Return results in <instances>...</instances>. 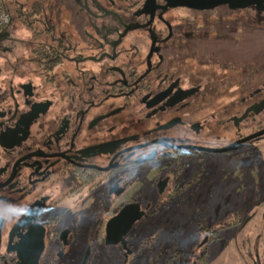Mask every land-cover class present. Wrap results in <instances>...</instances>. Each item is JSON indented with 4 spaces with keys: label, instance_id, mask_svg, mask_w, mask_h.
Segmentation results:
<instances>
[{
    "label": "flooded vegetation",
    "instance_id": "1",
    "mask_svg": "<svg viewBox=\"0 0 264 264\" xmlns=\"http://www.w3.org/2000/svg\"><path fill=\"white\" fill-rule=\"evenodd\" d=\"M46 1L10 12L2 0L0 264H206L205 250L160 254L175 240L160 220L190 190L214 197L190 206L221 209L214 180L194 172L219 154L205 149L264 160V81L242 78L238 60L264 28V0H61L55 18ZM250 241L247 261L264 264V238Z\"/></svg>",
    "mask_w": 264,
    "mask_h": 264
},
{
    "label": "rangeland",
    "instance_id": "2",
    "mask_svg": "<svg viewBox=\"0 0 264 264\" xmlns=\"http://www.w3.org/2000/svg\"><path fill=\"white\" fill-rule=\"evenodd\" d=\"M10 12L14 11V0H3ZM37 0H17L21 4L30 5ZM61 0H47V16L55 18L60 13ZM221 12V11H220ZM229 12V11H228ZM12 25L16 28L20 26L17 18H14ZM256 38L253 39L251 45H244L240 48L239 58L240 73L244 78H255L258 82L264 81V28L258 27ZM247 52V53H246ZM244 63V64H242ZM258 63V64H254ZM202 69V68H201ZM219 71V70H218ZM220 72V71H219ZM224 76L227 80L233 79L232 69L226 68ZM213 164L205 166V168L197 167L194 172H198L204 179H213L211 189L221 190L215 195L218 206L215 208H194L191 202L200 205H210L214 197L204 196L200 200L193 195L190 198V192L185 196V200L190 202L186 208L177 210V214L172 216L164 215V219L160 220L161 232L164 231L165 222H173L174 237L172 248L166 249L162 247L160 254L164 252H177L178 257L185 259L188 256H197L201 250H205L204 261L206 264H249L247 261L248 254L257 259L253 246L249 247L248 243L254 237L261 235L264 238V222L261 224L259 212L264 211V160L260 157L255 160L254 165L252 159H247L240 164L230 162L225 155H212ZM236 164V165H235ZM233 167L238 168L239 179L234 180L228 176L229 170ZM199 177V176H198ZM197 177V179H198ZM225 178L224 181H222ZM196 179V180H197ZM220 181V182H219ZM239 187L240 195L229 193L231 195L230 204L224 196L233 188ZM182 197V196H181ZM181 197L177 198L181 203ZM232 223L228 227V224ZM162 234V233H161ZM222 239L221 241H218ZM209 244V247L205 243ZM164 245V244H163ZM205 247L202 248V246ZM261 251H264V245ZM252 249V252L249 253ZM259 250V253H261ZM144 261L147 263V259ZM145 262L143 264H146Z\"/></svg>",
    "mask_w": 264,
    "mask_h": 264
},
{
    "label": "water",
    "instance_id": "3",
    "mask_svg": "<svg viewBox=\"0 0 264 264\" xmlns=\"http://www.w3.org/2000/svg\"><path fill=\"white\" fill-rule=\"evenodd\" d=\"M232 1H242L244 4H246L247 0H180L178 2V4L174 5L176 7H186V8H190V9H195V10H206V9H212V8H215L217 6H220V5H227V4H230ZM231 6V5H230ZM231 8H234V7H231ZM260 134L262 133H259V134H256V135H253V136H250L246 139H243L241 141V143H244L246 141H249L257 136H260ZM207 152H210V153H226L228 151H231L232 149H230V147H227L225 149H205ZM129 210V212H128ZM131 209H124L123 212L117 217L115 218L114 220H112L109 224H108V231L110 229H112L113 227H116L117 224H120L121 221L123 218H126V214H129V216L131 215ZM130 223V222H129Z\"/></svg>",
    "mask_w": 264,
    "mask_h": 264
},
{
    "label": "built area",
    "instance_id": "4",
    "mask_svg": "<svg viewBox=\"0 0 264 264\" xmlns=\"http://www.w3.org/2000/svg\"><path fill=\"white\" fill-rule=\"evenodd\" d=\"M9 23V14L6 11L2 0H0V29L4 28Z\"/></svg>",
    "mask_w": 264,
    "mask_h": 264
}]
</instances>
